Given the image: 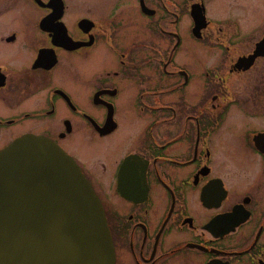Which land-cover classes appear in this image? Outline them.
Wrapping results in <instances>:
<instances>
[{"label":"flooded vegetation","instance_id":"1","mask_svg":"<svg viewBox=\"0 0 264 264\" xmlns=\"http://www.w3.org/2000/svg\"><path fill=\"white\" fill-rule=\"evenodd\" d=\"M30 135L115 264H264V0H0V152Z\"/></svg>","mask_w":264,"mask_h":264},{"label":"water","instance_id":"2","mask_svg":"<svg viewBox=\"0 0 264 264\" xmlns=\"http://www.w3.org/2000/svg\"><path fill=\"white\" fill-rule=\"evenodd\" d=\"M0 264H115L99 197L45 137L26 136L0 152Z\"/></svg>","mask_w":264,"mask_h":264},{"label":"bare ground","instance_id":"3","mask_svg":"<svg viewBox=\"0 0 264 264\" xmlns=\"http://www.w3.org/2000/svg\"><path fill=\"white\" fill-rule=\"evenodd\" d=\"M48 139V138H47Z\"/></svg>","mask_w":264,"mask_h":264}]
</instances>
